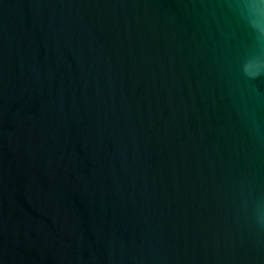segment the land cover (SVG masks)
<instances>
[{
	"label": "water",
	"instance_id": "obj_1",
	"mask_svg": "<svg viewBox=\"0 0 264 264\" xmlns=\"http://www.w3.org/2000/svg\"><path fill=\"white\" fill-rule=\"evenodd\" d=\"M249 2L0 0V264H264Z\"/></svg>",
	"mask_w": 264,
	"mask_h": 264
},
{
	"label": "clouds",
	"instance_id": "obj_2",
	"mask_svg": "<svg viewBox=\"0 0 264 264\" xmlns=\"http://www.w3.org/2000/svg\"><path fill=\"white\" fill-rule=\"evenodd\" d=\"M248 10L251 14H255L258 11V7L255 3V0H250L248 4ZM251 23L255 29H257L258 31L264 32V25H262L258 20H252ZM262 67L264 66H261L259 64H254L253 62H248L244 65L243 71H244V74L249 79H256L262 74H264V72H262L261 70ZM258 223H260L261 225H264V217L259 218Z\"/></svg>",
	"mask_w": 264,
	"mask_h": 264
}]
</instances>
